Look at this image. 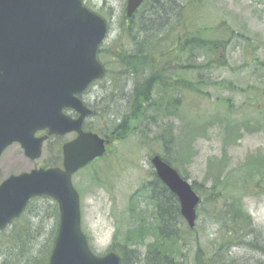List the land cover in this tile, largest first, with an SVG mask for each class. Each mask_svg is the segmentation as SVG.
Returning <instances> with one entry per match:
<instances>
[{
	"label": "rangeland",
	"instance_id": "1",
	"mask_svg": "<svg viewBox=\"0 0 264 264\" xmlns=\"http://www.w3.org/2000/svg\"><path fill=\"white\" fill-rule=\"evenodd\" d=\"M83 1L109 21L110 32L101 48L113 44L117 48L129 47L128 39L120 31L127 0ZM152 1L134 14V27L142 26V16L148 13ZM172 3L164 26L157 27L159 31L143 30L139 35L140 39L149 33L151 45L158 46L154 53L156 66L143 69L142 76L150 77L155 72L160 75L164 70L169 74L172 69L176 72L181 63H187L188 52L182 54L178 50L176 32L186 33L189 22L206 30L209 36L211 29L221 26L213 34L225 37L226 48L212 58L201 53L192 56V63L199 67L189 72L192 80L201 82L200 92L165 93V87L153 84L155 99L178 104L175 116H166L163 108H150L131 124L127 138L111 141L104 157L74 175L81 195L83 230L94 252L111 251L117 225L124 228L128 223L131 196L144 183L156 180L151 158L167 153L176 158L171 164L183 178L201 189L206 200L210 199V203L205 200L197 207L195 240L194 245L188 242L186 263L197 264L198 241L211 249L228 243L232 264H264V0ZM168 50L174 62L168 63L162 56ZM112 59L111 53L101 54L109 73L92 83L88 94V102L100 113L90 117L88 124L104 133H109L129 112L128 97L136 80ZM189 72L183 70L188 80ZM165 131L173 133L174 144L165 143L166 138L161 137ZM73 136L51 137L36 160L29 159L20 144H12L0 159V183L13 174L58 165L60 142ZM233 202L239 203L249 221L243 235L231 239L223 225ZM55 205L48 197L33 200L21 219L6 229L9 233L15 226L24 228V242H18L13 249V242L4 236L0 238V264L4 260L7 264H26L33 257L39 261L48 250L50 257L59 223ZM142 206L147 214L153 210L151 203ZM138 247L145 251L143 244Z\"/></svg>",
	"mask_w": 264,
	"mask_h": 264
},
{
	"label": "water",
	"instance_id": "2",
	"mask_svg": "<svg viewBox=\"0 0 264 264\" xmlns=\"http://www.w3.org/2000/svg\"><path fill=\"white\" fill-rule=\"evenodd\" d=\"M142 2L128 0L127 15ZM107 35L106 19L82 0H0V158L19 143L36 160L49 136L78 133L63 146V168H34L0 183V232L32 198L48 196L58 203L59 226L48 264H121L116 252L98 255L90 248L82 228L81 197L73 184V174L101 157L109 143L82 129L92 110L78 96L105 75L97 53ZM66 108L80 116L72 118ZM46 129V135L37 136ZM151 163L194 228L200 195L160 155Z\"/></svg>",
	"mask_w": 264,
	"mask_h": 264
},
{
	"label": "trees",
	"instance_id": "3",
	"mask_svg": "<svg viewBox=\"0 0 264 264\" xmlns=\"http://www.w3.org/2000/svg\"><path fill=\"white\" fill-rule=\"evenodd\" d=\"M150 1L151 0H145L142 6L148 5ZM168 1L169 2L166 0H153L149 6L150 10H148V13L142 16V26L139 25L134 27V24H132L135 20V15L130 18L125 16L120 31L122 32L121 35L128 39L130 43L129 47L124 46L123 48H117V46L113 44L106 47L107 49L101 47L99 49L98 55L100 60L102 53H111L113 56L112 60L124 68L126 73L136 78L133 88L131 89L130 97H128V104H130L129 112L124 114L121 122L117 123L109 133H104L100 128L96 129L104 135H111L115 139L127 138L131 132V124L137 122V120L143 114L147 113L150 108H155L158 111L163 108L166 116H175V109L178 108V104L171 103L169 100L165 102L164 100L155 99L152 96L153 84L154 86L160 85L165 87V93L178 91L184 95L187 92L191 94L200 92L201 88L198 85H201V82H197L191 78L192 74L190 72H194L199 67L192 63V56L201 53L212 58L218 51H221L222 48H226L227 40L225 37L219 33L217 37L213 34L217 30H221V26L211 29L209 32L212 33V36H209L206 30L203 31L198 27H194L195 25L193 26L192 23L189 22L186 33L184 31L176 32L179 45L178 50H180L182 54L186 51L188 52L187 63L183 65H181V63L180 69L177 68L176 72L172 69L169 74L165 73L164 70V73L160 75L155 72L150 77L142 76L143 69L156 66L154 53H156L158 46L155 45L153 47L151 45L152 41L150 40L149 33H144L140 39L139 35L143 30L145 32H152L153 30L159 31L160 29L157 27L161 24L164 26L166 18L169 17L167 16V12L171 9L168 7L173 5V0ZM178 17L180 19V14ZM125 22L126 24L130 23V25L127 27ZM180 23L181 26H183L182 20ZM170 51L171 50H168L162 54L163 57L169 60L168 63L173 61H171L170 58ZM102 63L106 67V74H108L109 68L107 62ZM185 69H187L188 72L190 71L189 80L183 75V70ZM178 76L180 78L175 79V77ZM93 109V116L100 114L97 113L98 111L95 106ZM87 127L95 129V127L90 124H88ZM168 133L166 131L163 132L161 137L163 136L166 138L165 143L170 141V143L174 144L175 137L173 138V133ZM164 159L169 163L176 162V158H173L167 153H165ZM154 177L156 180L144 183L142 187L131 196L128 223L124 228L117 225L113 235L111 251H116L121 256L122 264H187L186 250L188 248V242L192 243V241L195 240L193 235L196 231V226L191 228L188 225L181 215L177 196L156 178V173H154ZM194 189L202 194L201 202L205 201L206 198L204 197L203 191L196 186ZM213 200L216 201L215 198ZM206 202L210 203V199L206 200ZM145 203L152 204L153 210L149 214L142 209V205ZM239 206L238 202H233L229 205L226 211L227 215L224 219L225 222L223 227L228 229L231 239L235 235L242 236L243 228H245V224H248L249 221V217L242 213ZM55 207L59 215L57 204ZM24 213L21 216H23ZM21 216L12 223L16 224V222L21 219ZM25 228L27 229V227ZM26 234L27 232L24 228L19 229L18 226H15L13 231L11 230L9 233H7L6 230L1 232L0 238L4 236V239H9L10 242H13L12 245L14 249L16 245H18V242H24ZM140 244L145 246V251L138 247ZM192 244L194 245V243ZM26 246H28L27 241ZM224 246L225 247L219 245V247L216 246L214 249H211L208 245L204 246L197 241V264H232V260L228 255V243ZM49 251L50 250H48L43 257H40L39 261H36L33 257L29 258L26 264H47V261H49ZM7 262V260H4L3 264H7Z\"/></svg>",
	"mask_w": 264,
	"mask_h": 264
},
{
	"label": "flooded vegetation",
	"instance_id": "4",
	"mask_svg": "<svg viewBox=\"0 0 264 264\" xmlns=\"http://www.w3.org/2000/svg\"><path fill=\"white\" fill-rule=\"evenodd\" d=\"M89 90H90V88H88L86 91H84L83 93H81L80 95H79V97L84 101V103L86 104V105H88V106H90V107H92L93 108V105H91L90 104V102H88V94H89ZM94 110V109H93ZM65 112L66 113H68L72 118H78L79 116H80V114L78 113V112H76V111H74V110H72V109H65ZM87 125H88V118H86L85 120H84V122H83V130H85V131H87V130H89V128L87 127ZM42 134H46L47 133V130L46 131H44V132H41ZM69 134H74V136H73V138L72 139H75L76 137H77V133L76 132H72V133H69ZM66 135H68V134H66ZM66 135H55L54 137L55 138H63L64 136H66ZM53 137V136H52ZM71 139V140H72ZM69 140H67V141H64L63 143L62 142H60V144H59V147H58V154L60 155V157H61V166H62V163H63V145L66 143V142H68ZM81 170H83V169H81ZM81 170H79V172L81 171ZM78 173V172H77Z\"/></svg>",
	"mask_w": 264,
	"mask_h": 264
}]
</instances>
